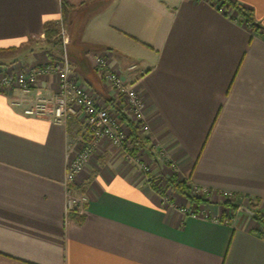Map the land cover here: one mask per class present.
Segmentation results:
<instances>
[{
    "label": "crops",
    "instance_id": "obj_1",
    "mask_svg": "<svg viewBox=\"0 0 264 264\" xmlns=\"http://www.w3.org/2000/svg\"><path fill=\"white\" fill-rule=\"evenodd\" d=\"M234 1L263 29L211 0H0V65L35 66L59 52L44 27L62 22L64 2L75 77L111 106L98 56L107 50L124 73L134 61L151 142L176 160L180 181L210 194L187 201L207 219L183 214L166 185L151 187L156 169L145 176L102 140L75 185L84 214L66 223V157L82 121L26 116L0 93V264H264L261 227L241 211L259 199L264 212V0ZM119 46L141 60L126 62ZM56 84L43 78L42 93Z\"/></svg>",
    "mask_w": 264,
    "mask_h": 264
},
{
    "label": "built area",
    "instance_id": "obj_2",
    "mask_svg": "<svg viewBox=\"0 0 264 264\" xmlns=\"http://www.w3.org/2000/svg\"><path fill=\"white\" fill-rule=\"evenodd\" d=\"M218 11L227 14L232 11L227 6H221L219 2H213ZM233 12V11H232ZM236 20V17H234ZM250 27L248 23H244ZM64 55L61 62H53L46 58L42 64L26 66L23 63H16L10 66L0 65V93L10 97L12 104L19 106L24 104L23 114L30 117L48 118L55 124L66 125L67 122L76 117L82 121V129L76 139L68 146L66 157V204L65 221H69V215L76 212L83 215L87 204V198L76 193L72 187L81 178L85 166L90 162L99 142L109 141L118 148L124 158L131 162L145 176L152 173V169L146 161L142 159V152L156 154L160 159H165L169 164L167 168L170 172L176 173L177 162L174 158L165 154L164 150L155 147L151 142V126L145 116V104L137 91L140 76L136 63L128 66L127 72L114 70L108 64L107 52H103L97 58L99 74L105 84L111 89L114 97L113 103L122 115H126L135 123L137 130L144 135L140 138L142 149L136 147L132 139L123 131L119 120L115 117V109L108 103H100L96 100L94 93L85 87L81 81L73 74L72 66L68 61V37L65 32L61 34ZM54 77L56 88L53 94L44 95L42 93L41 82L43 78ZM146 136V138H145ZM156 148V149H155ZM156 183V185H158ZM159 187L161 185L159 184ZM161 191H163L161 189ZM192 195L203 198L204 194L210 195L208 191L195 188L191 190ZM205 197L207 200L208 198ZM221 198L231 199L230 194L223 193ZM180 212L194 217L207 219V214H202L196 208L181 209ZM216 221H220L216 219Z\"/></svg>",
    "mask_w": 264,
    "mask_h": 264
},
{
    "label": "trees",
    "instance_id": "obj_3",
    "mask_svg": "<svg viewBox=\"0 0 264 264\" xmlns=\"http://www.w3.org/2000/svg\"><path fill=\"white\" fill-rule=\"evenodd\" d=\"M215 1L219 2L221 6L225 5L228 8H230L233 12H235L236 13V20L239 24H244L246 22L249 24V26L251 28L256 29L257 31L261 30L259 28H256L253 25L255 23V20L253 18L252 10L247 9L242 4H240L239 2L234 1V0H211V2H215ZM225 15L228 16V13ZM67 16H68V6L63 2L62 3V10H61V18H62L61 23L62 24L66 23ZM57 26L58 25L53 24V23H47L45 25V27H44V38H45L46 42H48L50 44L58 43V41H54L57 37V34H58L57 28H56ZM55 46H58V45H55ZM45 55L48 59L54 58V55L53 54L50 55L48 52H46ZM112 102L110 101L111 104H112ZM112 106L114 107L113 109H115L116 112H118L120 115H122L120 113V110L115 107L114 103L112 104ZM125 117H126V115H122L123 121L129 123V121H127V118H125ZM129 127L132 130V141L135 143L134 151H137L136 147H141L143 145L141 144V140H140V137L138 135L137 128L133 127L132 123L130 124ZM150 184H151V187L153 189L158 190L160 193L165 192V191H161V187H159V184L156 185L155 181L151 180ZM72 187L76 190L75 186H72ZM165 188L166 189L171 188L177 195H179L180 197H182L183 199L188 201L190 204L200 205L202 202H207V200H204L200 197H196V196L192 195V193L190 191L191 188L188 187L187 180H181L180 181V180L176 179L175 177H172L171 179H169L167 181ZM259 204H260V200L256 199L251 204V208L249 210L252 213H254V219L257 221L258 225H260V227H261L259 234L262 238H264V212L261 210H257ZM223 205L231 208L232 210L238 209V206L233 204L231 200L230 201L225 200ZM76 215H77V217L81 216V215H78L76 212H74V213H71L69 215V220L74 219Z\"/></svg>",
    "mask_w": 264,
    "mask_h": 264
},
{
    "label": "rangeland",
    "instance_id": "obj_4",
    "mask_svg": "<svg viewBox=\"0 0 264 264\" xmlns=\"http://www.w3.org/2000/svg\"><path fill=\"white\" fill-rule=\"evenodd\" d=\"M63 24L62 23H60L56 28H57V32H58V34H57V37H56V39L54 40V41H58V43H56V44H50V45H52L53 47H55V45H58L57 46V48L59 49V52H57V53H55L54 54V58H49L51 61H53V62H61V60H62V56L64 55V49H65V46L63 45V41H62V36H61V34L62 33H64L65 32V34H66V36L68 37V31H67V28H66V26H62ZM119 49L121 50V49H123L124 51H126V52H124V54H128V57L126 58V56H124V57H122V59H124L126 62H129L130 60H134V59H136V60H141V58H142V53L141 52H139V51H136V50H132L131 48H125V46H119ZM104 52H107L108 53V51L107 50H105ZM51 55V54H50ZM68 58V61L70 62V64H71V66H72V63H71V61H70V58L69 57H67ZM130 63L132 64V63H135L134 61H130ZM100 80L103 82V83H105L104 82V80L102 79V77L100 76ZM93 93H94V96L96 95L95 94V91H93ZM96 97V96H95ZM96 100H98V102H100V103H104L102 100H100V99H97L96 98ZM114 115H115V117H117V119L119 120V122H120V125H121V127H122V129H123V131L125 132V134L126 135H128V138L129 139H132V130L130 129V124L132 123L133 124V127H135V128H137L136 126H135V123L131 120V118L129 117H125V118H127V121H129V123L128 122H125V121H123V119H122V115H120V114H116V113H114ZM131 122V123H130ZM138 135H139V137L141 138H144V135L143 134H141L140 132H139V130H138ZM145 138H146V136H145ZM140 149H142V146L138 149L139 151H140ZM142 155V159L144 158V159H146L147 160V157H146V154H147V156L149 157V159L150 160H148V161H146V163L148 162V164H149V166L151 167V169H152V171H155V169L158 171V178H157V180H158V182H159V184H161V183H163L161 186H164V185H166V183H167V181L169 180V179H171L172 177H175L176 179H178L179 180V178H178V176L176 175V173L173 171V169H172V172H171V176H169V177H166L163 173H162V171L160 170V168H155V158H158V159H160V157L159 156H157L156 154H151V153H149V152H142L141 153ZM160 162L162 163V164H164L165 165V167H169V164L166 162V160L165 159H160ZM171 177V178H170ZM84 184H86V181L83 183V185H81L80 187H83L84 186ZM188 187H190L191 188V190L192 189H195V188H192L191 186H190V184L188 183ZM162 189H163V187H162ZM169 190L167 191L168 192V195L166 196L167 198H170V199H180V204L177 206L178 208H181V209H189L190 208V206L188 205V203H187V201H184V199H182L180 196H178L171 188H168ZM190 190V191H191ZM204 196H206L205 194H204ZM203 196V198L202 199H204V200H206L205 199V197ZM206 197H208V194H207V196ZM231 199H228V201H230Z\"/></svg>",
    "mask_w": 264,
    "mask_h": 264
},
{
    "label": "water",
    "instance_id": "obj_5",
    "mask_svg": "<svg viewBox=\"0 0 264 264\" xmlns=\"http://www.w3.org/2000/svg\"><path fill=\"white\" fill-rule=\"evenodd\" d=\"M256 28L263 29L262 26H260L258 23L253 24ZM241 211L247 214H251L254 217V213H252L249 209L241 208Z\"/></svg>",
    "mask_w": 264,
    "mask_h": 264
}]
</instances>
